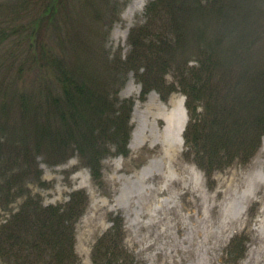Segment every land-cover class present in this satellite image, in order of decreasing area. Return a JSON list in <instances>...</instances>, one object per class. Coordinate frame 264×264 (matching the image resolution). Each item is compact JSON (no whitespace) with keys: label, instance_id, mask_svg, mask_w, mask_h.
<instances>
[{"label":"rangeland","instance_id":"rangeland-1","mask_svg":"<svg viewBox=\"0 0 264 264\" xmlns=\"http://www.w3.org/2000/svg\"><path fill=\"white\" fill-rule=\"evenodd\" d=\"M18 1L0 0L8 3V9ZM27 1L30 11L17 21L27 25V31L21 28L22 38L32 35L31 40L45 50L64 57L71 73L92 90L107 91L110 98L117 91L120 98L134 99L129 155L113 154L114 149L106 152L101 177L95 181L77 153L56 163L54 153L32 150L38 140L31 133L32 129L35 134L31 123L36 119L31 108L22 107L20 95L23 88L44 90L55 79L49 67L36 62V50L32 54L9 39L5 47L8 44L9 55L16 56L0 65V168L8 167V157L25 166L22 159L33 154L39 172L25 178L18 167L22 174L17 180L25 185L18 184L10 196L7 191L0 196V227L27 196L44 207L62 206L72 193L84 190L88 205L74 226L75 264H94V248L117 216L124 227L122 246L134 264H264V133L257 148L240 152L239 158L225 161L209 176L185 154L183 134L182 142L177 134L179 126L188 122L186 97L178 91L164 102L152 90L142 98V85L132 71L114 77L108 69L114 58L128 56V36L146 22L145 8L152 0H62L58 10L53 13L50 8L47 14L41 0L40 4ZM233 1L239 6L230 4L225 14L194 17L188 46L179 52L178 61L195 64L200 43L229 45L241 37L243 42L237 43L248 46L255 67L264 66V0L251 10L247 0ZM250 13L253 17H248ZM5 54L3 50L1 55ZM10 65L15 67L8 72ZM18 67H24L22 74ZM240 70L235 66L230 75L237 76ZM240 111L257 114L255 108ZM232 118L229 115L227 121ZM4 172L0 170L1 181L8 184V169ZM236 239L246 250L235 259L228 253ZM0 264L5 262L0 259Z\"/></svg>","mask_w":264,"mask_h":264},{"label":"trees","instance_id":"trees-1","mask_svg":"<svg viewBox=\"0 0 264 264\" xmlns=\"http://www.w3.org/2000/svg\"><path fill=\"white\" fill-rule=\"evenodd\" d=\"M38 1L32 0L40 4ZM258 1L261 0H247L245 5H250L247 8L251 10ZM61 2L41 0L40 7H44L45 14L51 12L50 8L54 13ZM230 4L239 6L233 0H152L145 8L146 22L132 29L128 36L130 51L126 59L119 56L108 65L114 77L132 71L142 85V98L152 90L158 92L164 102L178 91L186 97L185 154L209 176L225 161L239 158L240 152L252 151L264 133V66L255 67V61L247 54L248 46L237 43L243 42L241 37L229 45L213 41L200 43L193 60L195 64L177 60L178 54L181 56L179 52L188 46L189 25L194 17L198 14L212 16L216 11L225 14V8ZM10 7L8 9V3L0 2V65L7 60L11 63L12 57L16 56L15 52L9 55L8 44L5 47L12 38L13 43L19 42L17 46H23L24 50L28 48L32 54L36 50L39 55L36 62L49 67L55 79L54 84L44 90L23 88L20 95L22 107L31 108L36 119L31 123L35 134L32 129L31 133L38 140L32 150L38 154L44 151V155L47 151L54 153L56 163L77 153L97 181L106 152L114 149L113 154L129 155L127 145L134 99L120 98L117 91L110 98L107 91L89 88L90 85L71 73L73 70L68 69L64 57L45 50L43 44L31 40L32 35L21 37V28L27 31V25L17 21H22V15L30 11L28 1L20 0ZM19 8L21 10L17 12ZM252 14L248 17H253ZM200 29L203 31L202 27ZM3 50L6 56L1 55ZM12 65L8 72L14 69ZM235 66L241 70L232 77L230 74ZM23 70L24 67H18V73L22 74ZM167 76L173 81L170 82ZM6 84L4 81V86ZM13 87L18 89L17 84ZM256 88L261 89L255 91ZM250 108H255L257 114L240 113V109ZM229 115L233 121H227ZM33 156L36 157L32 154L31 158L22 159L25 166H17L16 160L8 157V167L0 168L5 172L8 169V184L1 181L0 175V196H5L6 191L10 196L13 188L20 184L17 179L22 172H17L18 167L25 171V178L33 175L34 170L39 172ZM87 205L88 195L84 190L72 193L70 200L62 206L44 207L27 196L19 210L0 227V259L5 264L41 261L75 264L74 226ZM123 232L122 218L117 216L113 227L94 248V264H134L122 246ZM245 250L244 243L236 239L234 249L228 255L240 258Z\"/></svg>","mask_w":264,"mask_h":264},{"label":"bare ground","instance_id":"bare-ground-1","mask_svg":"<svg viewBox=\"0 0 264 264\" xmlns=\"http://www.w3.org/2000/svg\"><path fill=\"white\" fill-rule=\"evenodd\" d=\"M184 129H185V122L182 123L179 128H178V131H177V134H178V137L180 139V141L182 142V134L184 132Z\"/></svg>","mask_w":264,"mask_h":264}]
</instances>
